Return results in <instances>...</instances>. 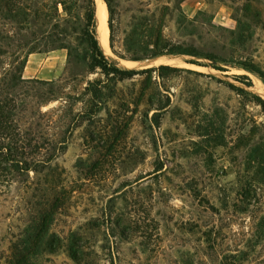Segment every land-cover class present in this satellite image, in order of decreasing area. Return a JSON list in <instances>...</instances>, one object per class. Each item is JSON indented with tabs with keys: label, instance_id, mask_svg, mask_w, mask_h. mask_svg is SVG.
<instances>
[{
	"label": "rangeland",
	"instance_id": "obj_1",
	"mask_svg": "<svg viewBox=\"0 0 264 264\" xmlns=\"http://www.w3.org/2000/svg\"><path fill=\"white\" fill-rule=\"evenodd\" d=\"M112 6L103 53L139 71L122 80L91 69L74 18L52 44L0 0V85L41 143L0 141V264H264V82L240 64L264 71V0ZM159 34L215 58L148 61ZM14 74L32 80L12 87Z\"/></svg>",
	"mask_w": 264,
	"mask_h": 264
},
{
	"label": "trees",
	"instance_id": "obj_2",
	"mask_svg": "<svg viewBox=\"0 0 264 264\" xmlns=\"http://www.w3.org/2000/svg\"><path fill=\"white\" fill-rule=\"evenodd\" d=\"M8 7V11L12 14L13 18L17 16H22L26 24H30L29 17L32 15L35 22H39L38 33L41 37L49 38V42L54 44L60 39L61 36L68 35L67 28L60 24L64 22L69 26V19L72 17L79 23L78 27H72L73 32H77L80 40L85 44L87 50V57L90 60L91 69L100 68L106 76H112L120 80L130 78L139 71L135 69H124L119 68L114 65L112 62L108 61L105 57L103 51L101 50L99 41L96 34V18H95V1L94 0H56L55 13L53 15L47 14L45 11V4L43 1L37 0L40 6H30L24 5L21 6L22 0H4ZM31 1V0H29ZM107 5L109 12L108 26L110 29V45L112 46V36H113V15L114 8L112 6V0H104ZM61 4L62 11L65 15H62L59 12L58 4ZM79 11V13H78ZM31 12V13H29ZM80 17V18H79ZM35 35V34H33ZM4 41H7V37L1 36ZM157 46H160L161 43V34H159L158 39L156 40ZM66 46L56 45L55 48H60ZM188 54V55H197L204 56L209 59H214L215 56L211 53L203 54L198 53L196 49H190L187 47H182L179 44H174L170 41L164 40V45L158 47L152 56L159 54ZM69 54V53H68ZM129 59L138 60L139 57L132 56ZM27 58L21 62V66L18 70L22 73L23 68L26 64ZM242 67L248 69L252 72L257 73L264 82V71L255 65L252 62L240 63ZM32 79H24L22 75L17 77L14 75L11 76L9 81L12 83V87H15L16 82H28ZM3 81V80H2ZM1 82V80H0ZM2 83V82H1ZM11 85V84H10ZM0 85V141H5L7 145L8 152L13 149L18 154H24V149L30 147L31 145L36 146L40 145V141H37L33 136H25L27 133L22 134L19 132L18 125L12 119V109L15 107L13 96L9 91L4 92ZM9 90V89H8ZM254 97L260 100L262 106H264V100L260 99L257 95ZM5 146V145H3ZM41 146V145H40ZM263 180H264V171H263ZM264 183V181H263ZM19 263L23 262L17 260Z\"/></svg>",
	"mask_w": 264,
	"mask_h": 264
},
{
	"label": "bare ground",
	"instance_id": "obj_3",
	"mask_svg": "<svg viewBox=\"0 0 264 264\" xmlns=\"http://www.w3.org/2000/svg\"><path fill=\"white\" fill-rule=\"evenodd\" d=\"M95 1V17L97 21V39L103 50V52L108 56L111 54L108 46V26H107V9L103 0H94ZM113 55V54H112ZM170 56V55H169ZM163 56L159 55L157 57L148 59V61H156L157 59L162 58ZM167 57V56H166ZM172 57V55H171ZM168 58V57H167ZM125 61V60H124ZM128 64L136 65L140 62L134 61H125Z\"/></svg>",
	"mask_w": 264,
	"mask_h": 264
},
{
	"label": "crops",
	"instance_id": "obj_4",
	"mask_svg": "<svg viewBox=\"0 0 264 264\" xmlns=\"http://www.w3.org/2000/svg\"><path fill=\"white\" fill-rule=\"evenodd\" d=\"M55 52H56V51L54 50V51H52L51 53H49L48 55L45 54L44 57H37V58H39V59H42V62H41L42 67H40V69H37V70L35 71L34 75H36V76H43V72H44L43 68H44L45 66H47V65H49L50 63L53 62V60L50 59V58H52V56H53L52 54H55ZM61 54H62V53H61ZM51 60H52V61H51ZM29 61H30V60H27V64H26V65L29 64ZM54 66H56V69L53 68L52 72H54V71L57 70V65H54ZM23 73H24V76L26 77V73H27L26 68L23 70ZM28 74H31V73H28Z\"/></svg>",
	"mask_w": 264,
	"mask_h": 264
}]
</instances>
